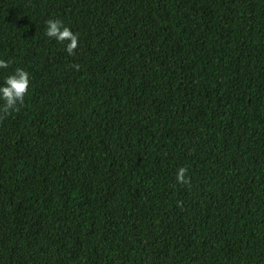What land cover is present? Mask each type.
<instances>
[{
    "label": "trees",
    "instance_id": "16d2710c",
    "mask_svg": "<svg viewBox=\"0 0 264 264\" xmlns=\"http://www.w3.org/2000/svg\"><path fill=\"white\" fill-rule=\"evenodd\" d=\"M0 59V264H264V0H0Z\"/></svg>",
    "mask_w": 264,
    "mask_h": 264
},
{
    "label": "clouds",
    "instance_id": "9594fccd",
    "mask_svg": "<svg viewBox=\"0 0 264 264\" xmlns=\"http://www.w3.org/2000/svg\"><path fill=\"white\" fill-rule=\"evenodd\" d=\"M47 37L64 45V50L69 56L75 55L79 47V36L64 22L59 19H48L46 21ZM12 61L0 59V69H8ZM79 70V65H72ZM30 88L29 73L22 68H16L14 74L9 75L4 80V85L0 86V120L7 118L13 112H19L24 104L25 97ZM176 181L180 185H190L191 179L188 175V168L180 167L176 173ZM183 202H178L182 206Z\"/></svg>",
    "mask_w": 264,
    "mask_h": 264
}]
</instances>
